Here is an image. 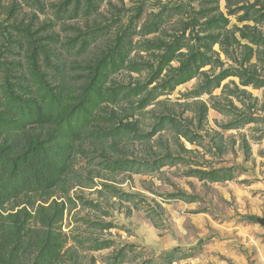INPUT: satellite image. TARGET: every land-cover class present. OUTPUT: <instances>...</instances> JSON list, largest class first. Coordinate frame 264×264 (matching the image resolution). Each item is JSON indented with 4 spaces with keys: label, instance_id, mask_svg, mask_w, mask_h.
I'll return each mask as SVG.
<instances>
[{
    "label": "rangeland",
    "instance_id": "rangeland-1",
    "mask_svg": "<svg viewBox=\"0 0 264 264\" xmlns=\"http://www.w3.org/2000/svg\"><path fill=\"white\" fill-rule=\"evenodd\" d=\"M33 149L63 174L0 202V264H264V0H0Z\"/></svg>",
    "mask_w": 264,
    "mask_h": 264
},
{
    "label": "trees",
    "instance_id": "trees-1",
    "mask_svg": "<svg viewBox=\"0 0 264 264\" xmlns=\"http://www.w3.org/2000/svg\"><path fill=\"white\" fill-rule=\"evenodd\" d=\"M53 156L33 149L11 161L0 160V202L52 188L63 174V166Z\"/></svg>",
    "mask_w": 264,
    "mask_h": 264
},
{
    "label": "water",
    "instance_id": "water-1",
    "mask_svg": "<svg viewBox=\"0 0 264 264\" xmlns=\"http://www.w3.org/2000/svg\"><path fill=\"white\" fill-rule=\"evenodd\" d=\"M257 220H258L261 224H264V218L259 217V218H257Z\"/></svg>",
    "mask_w": 264,
    "mask_h": 264
}]
</instances>
